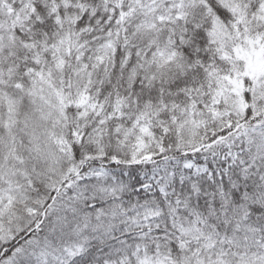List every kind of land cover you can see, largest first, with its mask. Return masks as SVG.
<instances>
[{
  "label": "snow or ice",
  "instance_id": "snow-or-ice-1",
  "mask_svg": "<svg viewBox=\"0 0 264 264\" xmlns=\"http://www.w3.org/2000/svg\"><path fill=\"white\" fill-rule=\"evenodd\" d=\"M0 264H264V0H0Z\"/></svg>",
  "mask_w": 264,
  "mask_h": 264
}]
</instances>
